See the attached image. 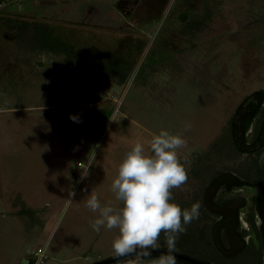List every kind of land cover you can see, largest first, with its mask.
<instances>
[{
    "label": "rangeland",
    "instance_id": "obj_1",
    "mask_svg": "<svg viewBox=\"0 0 264 264\" xmlns=\"http://www.w3.org/2000/svg\"><path fill=\"white\" fill-rule=\"evenodd\" d=\"M35 2L0 4V264L115 255L118 229L94 231L86 200L95 192L102 206L122 207L111 191L118 165L134 141L147 145L160 130L186 141L177 153L187 180L172 194L182 209L199 204L185 231L197 220L204 230L212 215L198 198L216 160L207 152L235 108L264 87V0H152L151 22L144 5L123 18L116 0ZM184 234L177 252L246 264L245 253L226 258ZM158 243L166 248L164 233ZM139 254L113 264L159 259Z\"/></svg>",
    "mask_w": 264,
    "mask_h": 264
},
{
    "label": "clouds",
    "instance_id": "obj_2",
    "mask_svg": "<svg viewBox=\"0 0 264 264\" xmlns=\"http://www.w3.org/2000/svg\"><path fill=\"white\" fill-rule=\"evenodd\" d=\"M185 145L180 133L168 130L152 134L147 145L134 141L111 183V191L122 207L102 206L95 192L88 196L86 206L97 213L91 222L92 229L96 232L102 226L108 230L118 229L112 241L116 255H127L137 248L149 255L147 250L159 247L160 235L164 233L168 254L154 264H176L171 253L175 251L177 239L185 232V226L199 216L198 203L182 209L174 202L172 194L173 189L182 187L187 180L185 163L177 153Z\"/></svg>",
    "mask_w": 264,
    "mask_h": 264
},
{
    "label": "flooded vegetation",
    "instance_id": "obj_3",
    "mask_svg": "<svg viewBox=\"0 0 264 264\" xmlns=\"http://www.w3.org/2000/svg\"><path fill=\"white\" fill-rule=\"evenodd\" d=\"M141 1L116 0L120 6L119 11L123 12V18L131 17L135 6L142 8L144 5L142 10L149 21L155 20L156 17L149 16L152 13V0V4L146 3L148 0H145V4ZM23 2L24 8L27 9L30 0ZM35 3L45 5L40 3V0ZM57 3L69 4L70 0H56L51 5ZM0 4L8 6L9 0H0ZM134 38L140 42L142 36L136 35ZM259 89L264 87L254 92ZM254 92L235 108L229 120L224 122L215 136L218 149L213 165V177L204 190L203 198L212 188L210 202L219 212L211 211L213 214L210 234L217 252L226 258H235L240 256V253H245L243 262L246 264L251 261L257 264L258 260L260 264H264V202L260 195V187L264 181V126L261 125L263 111L258 112L249 127L247 123L244 129L245 120L248 119L252 107L260 104L264 107V100L260 103ZM226 133L235 141L238 148L235 149L236 152L228 153L227 149L222 147L221 139ZM224 264L233 263L230 261Z\"/></svg>",
    "mask_w": 264,
    "mask_h": 264
},
{
    "label": "trees",
    "instance_id": "obj_4",
    "mask_svg": "<svg viewBox=\"0 0 264 264\" xmlns=\"http://www.w3.org/2000/svg\"><path fill=\"white\" fill-rule=\"evenodd\" d=\"M254 95H257L258 98H259V101L260 103L264 100V89H259L258 91L254 92ZM260 111H263V117H262V120H261V125L264 126L263 122H264V107H261V104L260 105H257L256 107H252L250 113L248 114V119L245 120V123H244V129L247 127V123H248V127L253 119V117ZM217 140V139H216ZM215 140V144L214 146L212 147L211 150H209V152H207L208 154L209 153H212L214 155V159L217 155V142ZM221 144H222V147L226 148L227 149V152L229 153H232V152H236L237 150L235 149H238L236 147V144H235V141L233 140L232 136L229 135V133H226L222 136V139H221ZM238 157V155H237ZM209 166V165H208ZM210 167H213V166H210ZM206 169H209L206 167ZM213 177V172H212V176L211 178ZM210 178V179H211ZM209 179V180H210ZM198 201L199 203L202 205L203 209H204V214L206 216H208L209 214L212 215L213 213L205 206L204 204V200H203V194H202V197L199 199L198 198ZM205 218V217H204ZM201 221L197 220L195 221V223L193 224V230H191L190 228L188 229V231H185L183 232L184 236L185 235H190V236H194V237H197V238H200L202 239L203 241H205V243H209V244H212L213 245V242H212V239H211V234H210V226H211V221H209L206 226L204 227V230L203 228H201V224L200 223ZM193 223V222H192ZM253 224V223H252ZM196 229V230H194ZM202 229V230H201ZM203 231V232H200ZM200 232V234H199ZM159 248H163V247H159ZM167 249V248H165ZM139 255L143 256L144 258H160L166 254H161V253H150L149 255H145L144 253H140ZM187 255V254H186ZM176 258V257H175ZM197 259V258H196ZM199 260V259H198ZM28 261V260H27ZM118 261V260H117ZM203 262H206L204 260H201ZM30 262V261H28ZM255 262V261H254ZM113 263H116L113 262ZM111 263V264H113ZM208 263V262H206ZM176 264H193L187 260H183V259H180V258H176ZM257 264H260V260H258Z\"/></svg>",
    "mask_w": 264,
    "mask_h": 264
},
{
    "label": "water",
    "instance_id": "obj_5",
    "mask_svg": "<svg viewBox=\"0 0 264 264\" xmlns=\"http://www.w3.org/2000/svg\"><path fill=\"white\" fill-rule=\"evenodd\" d=\"M63 1V0H62ZM56 0H40V3L42 4H51V3H55ZM212 190V188L209 189V191H207L204 195V204L205 206L210 210V211H213V212H219V209L215 208L211 202H210V191ZM260 195H261V198L264 202V181L260 187ZM145 250L143 249H139L137 248L136 251L132 252V253H129L127 255H122V256H118V255H113V256H110L108 258H105V259H102V260H98V261H95V262H91L89 264H111L117 260H119L120 258H123L125 256H128V255H131V254H134V253H144ZM149 253H161V254H168V250L165 249V248H153V249H148L147 250ZM172 255H174L176 258H180V259H183V260H187L193 264H209V263H206V262H203L201 260H198L194 257H191V256H188L186 254H183V253H180V252H177V251H174L171 253Z\"/></svg>",
    "mask_w": 264,
    "mask_h": 264
},
{
    "label": "built area",
    "instance_id": "obj_6",
    "mask_svg": "<svg viewBox=\"0 0 264 264\" xmlns=\"http://www.w3.org/2000/svg\"><path fill=\"white\" fill-rule=\"evenodd\" d=\"M34 255H35V257H36V261L37 262H42V261H44V259L46 258V255H45V252H44V250L43 249H41V248H38L35 252H34Z\"/></svg>",
    "mask_w": 264,
    "mask_h": 264
},
{
    "label": "crops",
    "instance_id": "obj_7",
    "mask_svg": "<svg viewBox=\"0 0 264 264\" xmlns=\"http://www.w3.org/2000/svg\"><path fill=\"white\" fill-rule=\"evenodd\" d=\"M87 1L88 0H70V3L69 4L75 3V2L81 3V2H87ZM20 2L23 3V0H16V2L14 1V3H16L17 5H19ZM16 4H15V6H16ZM12 5H14V4H12ZM78 5H80V4H78Z\"/></svg>",
    "mask_w": 264,
    "mask_h": 264
}]
</instances>
